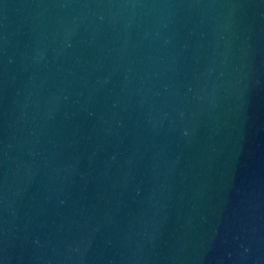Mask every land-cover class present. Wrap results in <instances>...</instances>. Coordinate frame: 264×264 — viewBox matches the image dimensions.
<instances>
[{"label":"water","instance_id":"1","mask_svg":"<svg viewBox=\"0 0 264 264\" xmlns=\"http://www.w3.org/2000/svg\"><path fill=\"white\" fill-rule=\"evenodd\" d=\"M0 264H264V0H0Z\"/></svg>","mask_w":264,"mask_h":264}]
</instances>
